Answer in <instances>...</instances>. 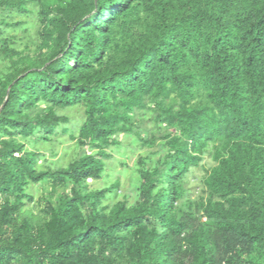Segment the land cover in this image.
I'll use <instances>...</instances> for the list:
<instances>
[{
    "label": "trees",
    "instance_id": "1",
    "mask_svg": "<svg viewBox=\"0 0 264 264\" xmlns=\"http://www.w3.org/2000/svg\"><path fill=\"white\" fill-rule=\"evenodd\" d=\"M39 1V52L0 48L23 63L0 80V264H264V0ZM9 8L27 1L0 0ZM75 105L94 151L40 169L22 138L50 140ZM153 108L157 131H136ZM125 133L159 156L135 204H105L120 181L89 179ZM195 167L206 176L192 199ZM42 181L70 188L44 221L25 211Z\"/></svg>",
    "mask_w": 264,
    "mask_h": 264
},
{
    "label": "rangeland",
    "instance_id": "2",
    "mask_svg": "<svg viewBox=\"0 0 264 264\" xmlns=\"http://www.w3.org/2000/svg\"><path fill=\"white\" fill-rule=\"evenodd\" d=\"M28 11H20L16 8L0 10V48L7 45L24 54H37L41 45L42 19L40 15V1L26 0ZM51 2H61L50 0ZM57 2V3H58ZM6 41V44H3ZM18 61V63H16ZM19 57H10L1 52L0 49V80L13 72L16 67H21ZM169 104H177V100L171 98ZM58 112L67 117V122H62L50 140L43 139V135L36 133L33 136L22 138L26 148L36 150L42 154L39 159V168L57 169L69 165L79 158L83 152L94 151L90 145L83 146L79 142V128L85 120V108L75 105ZM156 109L146 110L143 114L135 115V130L144 131L147 128L155 129L159 126L157 122ZM122 144L111 147L110 158H106L107 173L101 179H89L91 189L106 188L117 180L120 187L115 193L109 195L105 204H113L119 200H127L129 205L135 204L138 198V188L141 181V170L153 166L159 154L153 153L156 148L141 146L134 133L120 134ZM146 158V159H145ZM205 167L210 168L216 164L210 156H206L202 162ZM206 170L203 167H195L188 174V196L197 199L203 196V179ZM70 188L58 187L54 189L49 181L32 183L28 192L33 200L27 202L25 211L33 214L36 219H46L43 209L49 202H56L59 196L69 191ZM27 212V213H28ZM26 213V214H27Z\"/></svg>",
    "mask_w": 264,
    "mask_h": 264
}]
</instances>
